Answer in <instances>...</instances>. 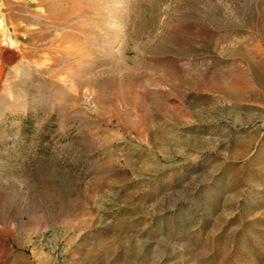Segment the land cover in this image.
<instances>
[{
  "label": "rangeland",
  "instance_id": "1",
  "mask_svg": "<svg viewBox=\"0 0 264 264\" xmlns=\"http://www.w3.org/2000/svg\"><path fill=\"white\" fill-rule=\"evenodd\" d=\"M0 264H264V0H0Z\"/></svg>",
  "mask_w": 264,
  "mask_h": 264
},
{
  "label": "bare ground",
  "instance_id": "2",
  "mask_svg": "<svg viewBox=\"0 0 264 264\" xmlns=\"http://www.w3.org/2000/svg\"><path fill=\"white\" fill-rule=\"evenodd\" d=\"M65 1V0H64Z\"/></svg>",
  "mask_w": 264,
  "mask_h": 264
}]
</instances>
